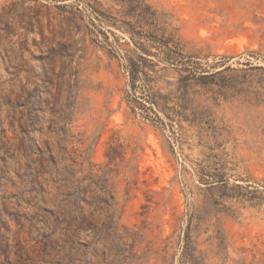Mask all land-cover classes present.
I'll return each mask as SVG.
<instances>
[{"label":"rangeland","instance_id":"obj_1","mask_svg":"<svg viewBox=\"0 0 264 264\" xmlns=\"http://www.w3.org/2000/svg\"><path fill=\"white\" fill-rule=\"evenodd\" d=\"M0 264H264V0H0Z\"/></svg>","mask_w":264,"mask_h":264}]
</instances>
